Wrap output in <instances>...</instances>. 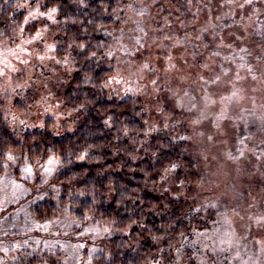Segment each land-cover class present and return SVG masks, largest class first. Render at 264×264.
Instances as JSON below:
<instances>
[{"label":"trees","instance_id":"trees-1","mask_svg":"<svg viewBox=\"0 0 264 264\" xmlns=\"http://www.w3.org/2000/svg\"><path fill=\"white\" fill-rule=\"evenodd\" d=\"M122 2L123 0H109L108 3L101 4L99 0H89V7L81 9L78 7L79 0H67L62 6L60 18L63 19L67 13L76 19L77 23L69 25L70 35L64 39L79 36L80 39H90L92 44L106 43L111 40V37L95 30L101 23L112 29L113 35L120 34L119 28L131 31L135 27L131 21L125 25L123 20L118 21L115 16L100 12L101 7H106L109 12H112L115 5ZM205 4L208 7H205ZM0 5L3 6L0 7V28L9 24L15 27L12 20L22 22L23 16L26 15V12L15 9L13 0H7V3L5 0H0ZM144 5L146 6V15L143 17L145 22L150 23L154 28L162 27L165 32L178 35L181 39L187 35L191 41L187 43V52L179 48L175 51L188 60V65L183 67L187 73L191 74L192 79L181 87L189 89L190 95L196 97L198 107L192 113H188L186 109L184 114H181L180 109L172 113L170 125L176 124L177 121H181V124H176L174 128H163L162 115L156 112V97L141 95L129 98L122 95L116 96L108 90L89 89L80 84L81 76L75 72L71 76H66V83L59 85L57 90L58 96L69 109L74 101L83 102L84 92L92 101L87 106V111L83 113V121L74 133L56 136L48 129L51 123L49 121L46 129L27 130L15 136L12 130L5 126L3 105H0V139L5 143L22 141L24 147L16 150L25 152L34 142H38L40 144L38 153L53 147L58 154L65 157L64 167L60 169L54 180L60 185L58 204L46 201L34 205L31 207L32 215L44 222L45 218L53 219L59 212L57 209L63 210L65 205H70L71 211L68 215L78 218L82 226L87 224V221L83 219L84 214H95L93 224L100 220L116 222L114 236L108 240L104 248L105 252L97 255L95 264H169V260L175 254V250L170 248L169 244L179 246L177 243L179 233H187L191 227L202 223L199 220H192L186 214L190 213L196 200L211 195L208 192L201 193L194 187V183L200 175L219 171L218 166L222 171L228 170L230 173L222 182L224 186L231 188L236 185L239 190L249 195V198L252 194L253 197L261 194L257 197L259 200L261 196H264V171L261 169L264 160L258 161L255 156L246 152L247 159L242 158L240 164L232 165L230 161L222 159V155L213 159L211 154L214 148H217L219 152L225 150L235 152L237 148L242 147L239 139L248 135L253 136L251 142L245 141L249 148L256 145L257 154L264 149V144L260 143L264 140V121L260 119L264 116V105L257 104L256 101L252 104H234L236 102H231L233 98L226 101L230 106L226 112L229 119L222 120L221 126L224 128L223 122L228 123L229 130L225 128L228 135L218 136L214 141H207V135L217 133L214 121L219 116L221 108L213 112L206 109V106L212 103L205 102L203 97L208 93L213 100V85H209L202 91L195 83L197 73H202L205 79H211L221 72V66L228 68V73L233 75L236 71L242 72V69H245L246 75L252 79L246 67H237L240 63L238 59L235 63L224 59L231 56L233 52H239L235 45L229 50L217 49L211 43L216 33L227 34V39H233V33L239 36L242 25L250 23L246 19L250 12L233 9L229 13L223 0H144ZM226 13L229 14L226 15ZM120 15L126 18L124 13ZM241 17L245 19L241 20ZM165 18L170 27L165 25ZM133 19L139 18L133 16ZM89 20L93 21L92 25H88ZM210 24L216 27L214 31L210 29L211 34H205L206 39L203 43L208 44V47H203L195 37L200 34L201 28L208 27ZM261 24H264V15L259 17L258 22L251 24L248 32L244 33L247 37L246 42L243 38L237 41L241 46L250 49L251 54L245 56V60L254 69L257 68L258 77L259 72H264V62L258 57V54L264 56V43L261 42V37L256 35V29ZM60 27L63 28L64 25L61 24ZM84 27L87 28V32H82ZM63 35V32H57V37H63ZM216 51L220 52L219 56L215 55ZM155 52L156 50L153 49V56ZM239 55L244 54L239 53ZM77 59L81 64L85 63L82 57ZM205 63L209 64L208 69L201 67ZM104 72L106 68L102 67L92 73L93 76L98 77L97 84L103 79ZM233 75L228 80L236 85L239 80L232 78ZM225 76L222 75L221 79L226 78ZM263 80L264 78H258L255 82L257 84ZM167 82L172 86L176 84L172 76L167 78ZM188 99L189 97L184 98L185 104ZM170 102V93L162 92L160 106L170 112ZM145 106L148 107V112L142 111ZM201 111L207 119H202L199 125H190L192 120L200 116ZM138 112L140 115H137ZM109 115L113 117L111 128L104 125V120ZM144 120H149V123L155 122L159 129L158 132L150 133L147 139L142 130ZM209 122L211 127L208 125ZM125 126L128 128V136L123 135L122 130ZM200 132L204 135H199ZM178 135H190L192 140L174 139ZM221 139H225L227 143L221 144ZM85 150L90 155L83 161L77 160L76 154ZM67 152L73 153L70 157L71 163H67ZM173 162L181 166L177 170L180 178L183 179L187 175L192 181L184 188V194L179 198H177L178 182L174 183L171 179L168 182L161 180L164 169ZM225 163L231 170L224 165ZM237 168L240 171H237ZM0 175H2V169H0ZM81 191L85 195L79 196L78 193ZM93 195L96 198L95 204H93ZM250 211L256 212L258 208ZM133 220L137 223L133 224ZM208 223L210 225L211 221ZM173 229L176 231H172ZM169 232L172 233L171 236L168 235ZM257 232V229H252L253 235H257ZM154 237H160V239L156 240ZM193 238L189 236V240ZM7 239L10 237L0 238L1 241ZM251 239L252 236H249V241ZM249 247H251L250 243ZM161 249L164 250L163 254ZM22 254L24 255V252ZM40 262L41 258L32 257L29 260L22 256L16 264H40Z\"/></svg>","mask_w":264,"mask_h":264},{"label":"snow or ice","instance_id":"snow-or-ice-1","mask_svg":"<svg viewBox=\"0 0 264 264\" xmlns=\"http://www.w3.org/2000/svg\"><path fill=\"white\" fill-rule=\"evenodd\" d=\"M5 2L7 3V0ZM66 2L67 0H13L15 9L26 12V15L23 16L22 22L12 20L15 27H11L9 24L0 28V51L5 53L0 59V105H3L5 126L12 130L13 135L19 136L28 128L44 129L46 123L44 119L40 118L41 116L50 117L55 127L59 128L62 118L70 117L73 113L83 114L87 111V106L92 101L88 99L86 92L83 93V102L74 101L69 110L58 96L57 91H54V89L58 90L59 85L66 83L65 76H71L73 72L80 74V84L89 89L108 90L116 96L122 95L129 98L141 95L156 97V112L162 115L161 123L164 129L174 128L176 124L182 123L181 121L171 125L169 123L172 119L171 114L175 113L177 109L181 110V114H184L185 109L188 113L197 109L196 97L190 95L189 89L181 87L182 84L192 79L191 74L187 73L183 67L188 65V60L175 51L179 48L187 52V43L191 42L187 35L181 39L178 35L165 32L162 27L154 28L150 23L145 22L143 19L146 15L144 0H123L122 3L115 5L112 12H109L106 7H101L100 12L115 16L118 21L123 20L125 25L131 21L135 25L131 31L119 28L120 34L113 35V30L101 23L95 30L111 37V40L106 43L92 44L90 39H80L79 36L64 39L70 35L69 25L77 23V20L67 13L63 19L60 18V13L63 11L62 6ZM108 2L109 0H99L101 4ZM223 3L229 9V13L233 9L248 10L250 15L246 19L250 23L242 25L239 36L233 33V39H227V34L216 33L213 35L211 43L217 49L231 50L235 45L239 52H233L231 56L224 59L233 63L238 59L240 63L237 67H246L253 80L264 78V72H259L258 77L257 68L254 69L245 60V56L251 54L250 49L237 43L242 38L245 42L247 41L244 33L248 32L251 24L258 22L259 17L264 15V0H223ZM0 7L3 6L0 5ZM78 7L87 9L89 0H79ZM205 7L208 5L205 4ZM121 13H124L126 18H122ZM133 16L139 19L134 20ZM244 19L245 17H241V20ZM34 21H39L40 26L36 27L33 24ZM61 24L64 25L63 28L60 27ZM92 24L93 21L89 20L88 25ZM165 25L170 27L167 18H165ZM215 27L216 25L210 24L208 27L200 29V34L195 39L201 42V46L208 47V44L203 43L206 39L205 34H211L210 29L214 31ZM33 28L35 31L32 30ZM57 32H63V37H57ZM82 32H87V28H82ZM256 35L261 37V42L264 43V24L256 29ZM10 43L15 44V49L9 47ZM153 49L156 50L155 56H153ZM239 53L244 55H239ZM8 54L14 57L18 63L8 59ZM215 55L219 56L220 52L216 51ZM77 57H82L85 63L81 64ZM258 57L264 62V56L258 54ZM102 67L106 68V72L103 73V79L97 84L98 77L93 76L92 73ZM201 67L208 69L209 64L205 63ZM61 73L64 75L62 76ZM227 73L228 68L223 66H221V72L211 79H205L202 73H197L195 83L203 91L209 85L217 84L222 75H227ZM169 76H172L176 81L175 86L167 82ZM235 79H242L239 72L235 73ZM229 83L232 84L231 95L222 96L221 102L230 101L239 95L240 90L235 83L232 81ZM165 91L170 93V112L160 106V95ZM17 97H19L18 103H21L25 108L23 114L14 110L13 101ZM185 97H189L187 104L184 102ZM28 100H31L32 103H27ZM203 100L215 103L208 93L205 94ZM142 111L148 112L149 109L145 106ZM226 112L227 106L221 109L219 116L214 121L217 133L207 135V141H214L218 136L226 137L228 135L225 128L221 126L222 120L229 119ZM31 115L36 116L35 121L30 122ZM137 115L140 113L138 112ZM75 119L78 117H74ZM202 119H207L203 111L200 112L198 118L190 122V125H199ZM260 119L264 121V116H261ZM112 123L113 117L109 115L104 120V125L111 128ZM143 125L145 139L150 133L159 131L155 122L149 123V120H144ZM17 128L20 129V132H17ZM122 131L124 136H128L127 126ZM58 134V132H54V135ZM198 134L204 135L203 132ZM174 139L190 141L192 136L178 135ZM252 139V135L240 138L239 144L242 147L237 148L235 152L225 150L221 158L230 161L232 165H238L242 158L247 159L246 152H248L255 156L256 160H264V149H261L257 154L256 145L249 148L245 143L246 140L251 142ZM220 143L226 144L227 141L221 139ZM260 143L264 144V140ZM23 147L20 140L5 143L0 139V169H2L3 178L0 179V183L8 179L11 168L16 166L20 175L16 181L12 182L14 196L20 190L27 193L30 190L27 185L31 182V190L37 193V199L59 200L60 189L53 181L57 178L59 170L64 167L65 157L58 154L53 147H48L38 153L37 149L40 147L38 142H34L27 152L16 150ZM72 155V152L66 153L67 163L72 162L70 159ZM89 155L85 150L76 154V159L83 161ZM180 167L178 163L173 162L164 169L161 175L163 182H168L169 179L174 183L178 182L177 198L183 195L184 188L192 183L187 175L183 179L180 178L177 172ZM261 169L264 171V164L261 165ZM236 170L240 171L239 168ZM194 187L201 193H211L203 199L196 200L190 213L186 214L192 220H199L202 223L191 227L187 233L180 232L177 242L179 246L169 244V247L175 250L169 264H189V262L191 264H264V196H261L257 201L256 197L249 198V195L239 190L236 185L231 188L224 186L220 181V171L200 175L199 179L195 181ZM50 193L54 195L50 197ZM78 195L83 196L85 193L81 191ZM95 203L96 198L93 195V204ZM253 208H258V211L251 212L250 210ZM57 210L68 221L66 227L81 223L78 218L68 215L71 211L70 205H65L62 211ZM89 211L92 210L89 209ZM83 219L84 221L93 220L95 214H84ZM208 221H211L210 225ZM53 222L61 223L62 221L56 218L51 220L45 218V224ZM132 223L135 224L137 221L133 220ZM115 224V221L100 220L86 228L85 231L94 232L97 236L101 233L110 235ZM44 226L41 225V227ZM253 228L258 230L257 235H253ZM172 231H176V229ZM168 235L171 236L172 233L169 232ZM189 236L194 238L189 240ZM249 236H252L251 241H249ZM154 239L159 240L160 237H154ZM249 243L251 247H249ZM80 247L82 246L77 245L73 249L72 255L76 259L80 258ZM5 251L7 252V249ZM95 251L96 249H93V252ZM100 251L103 252V250ZM160 251L162 254L164 253L163 249ZM41 264H47V260L41 258ZM65 264H67L66 260ZM87 264H92L91 257Z\"/></svg>","mask_w":264,"mask_h":264},{"label":"rangeland","instance_id":"rangeland-1","mask_svg":"<svg viewBox=\"0 0 264 264\" xmlns=\"http://www.w3.org/2000/svg\"><path fill=\"white\" fill-rule=\"evenodd\" d=\"M33 24H35L36 27L40 26L39 21H34ZM32 30L35 31V28ZM9 47L15 49V44L10 43ZM4 54L3 51H0V59L3 58ZM8 59H11L14 63H18L10 54H8ZM242 70V72H240L241 70L236 71L239 72L242 79L236 84V87L240 90L239 95L233 97L231 102H236L234 104H252L253 101H256L257 104L264 105V80L256 84V80H252L247 76L245 69ZM61 75L63 76L64 74L61 73ZM232 75L233 73H228L225 76L226 78L221 79L217 84L213 85L212 94L215 103L209 105L205 104V106L207 105L206 109H210V112L217 110V108L223 109L225 106H227V108L230 107L226 101L221 102V97L231 95L232 84L229 83L228 79ZM232 78H235V74ZM54 91H57V89H54ZM18 101L19 97L15 98L13 101L15 105L14 110L17 113L23 114L25 108L21 103H18ZM27 103H32V101L28 100ZM33 112H35V109H33ZM74 117H78V119L74 120ZM40 118L45 120L46 127L44 129L47 128L48 122L51 121L48 126L49 131L53 134L54 132H58L59 134L56 136H63L68 133H74L77 130L84 119V114L73 113L70 117L62 118L59 128L55 127L50 117L41 116ZM35 120L36 116L31 115L30 122ZM208 125H210V122ZM223 127L229 130L227 122H223ZM27 130L34 131L43 129L37 127L28 128L25 131ZM17 132H20L19 128H17ZM226 139L228 140V138ZM211 154L213 155V159H215V157L223 156V151L219 152L217 148H214ZM224 165L231 170L227 163ZM218 170L220 171V181L223 182L228 178L230 173L228 170L222 171L219 166ZM10 171L11 174L8 179L0 183V238L10 237V239L7 240H0V264H16L22 256L29 260L32 257L43 258L47 260V264H65V260L67 264H87L89 257H91L92 264H95L97 255L101 254L100 250H103L102 253L105 252L104 248L108 240L114 236V232L112 231L110 235L101 233L97 236L94 232L85 231L86 228L94 225L93 220H88L87 224L84 226L80 223L79 225L71 224L66 227L65 225L68 221L65 220L60 211L54 218L62 221L61 223L53 222L52 224H45V221L37 220L31 213L32 206L46 201H52L54 204H58L59 200L52 198H46L45 200L37 199V193L31 190V182L27 185L30 189L27 193L20 190L17 191L14 196L12 182L18 179L20 173L17 171L16 166H13ZM0 179H3L2 175H0ZM53 182L60 189V185L56 181ZM253 193L256 192L253 191ZM53 195L54 194L50 193V197ZM260 195L261 194L258 196ZM253 196L252 194L250 198ZM257 201H259V199H257ZM41 225L45 226L41 227ZM18 245L19 247H17ZM49 245L51 247H48ZM77 245L82 246L79 249V259L74 258L72 255L73 249ZM5 249H7V252ZM33 249H35V252H33ZM93 249H96V251L93 252ZM22 252H24V255ZM14 257H16V259H14Z\"/></svg>","mask_w":264,"mask_h":264}]
</instances>
